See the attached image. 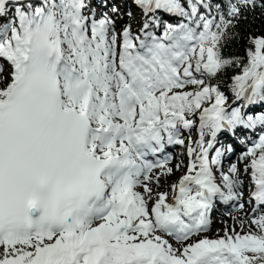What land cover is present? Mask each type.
Instances as JSON below:
<instances>
[{"label": "snow or ice", "instance_id": "1", "mask_svg": "<svg viewBox=\"0 0 264 264\" xmlns=\"http://www.w3.org/2000/svg\"><path fill=\"white\" fill-rule=\"evenodd\" d=\"M257 11L264 0H0V264H264V32L224 51ZM193 127L185 173L159 191L174 168L149 156ZM257 130L224 171L220 135ZM249 170L239 229L203 235L217 201L244 210Z\"/></svg>", "mask_w": 264, "mask_h": 264}, {"label": "bare ground", "instance_id": "2", "mask_svg": "<svg viewBox=\"0 0 264 264\" xmlns=\"http://www.w3.org/2000/svg\"><path fill=\"white\" fill-rule=\"evenodd\" d=\"M139 19V17L137 16V20ZM7 68V67H6ZM5 73H7V71H5ZM198 127V126H197ZM197 127H193L192 129H190V130H192V131H195V135H192V134H190V137H192V139L194 140V138H197L198 139V132H197ZM247 131H245V132H237L236 134H235V136L236 135H238L239 137H242V136H244V135H247V133H246ZM184 135V134H183ZM195 136V137H194ZM235 136H232L231 134H224V135H220V137H219V143L216 145L217 147H221V148H224V147H226L227 145H231V147H232V149L233 150H235V148L237 147V145H238V143L236 142V138H235ZM194 137V138H193ZM228 139L231 141V143H229L228 142ZM233 139V140H232ZM248 140H255V138H253V139H248ZM186 141H188V140H186ZM186 141H185V143H186ZM173 145L174 144H172L171 146L169 145L168 147H166V149L168 150L169 149V151L171 152L170 153V156H169V164H170V166H172L173 168H174V172H173V174L172 175H166V176H162V178H161V184H163V185H165L164 187H160L158 190L159 191H162V190H164V191H170V187H169V185H170V181L172 180V179H174V178H180L184 173H185V171H186V165L188 164L186 161H184V159L183 160H181L180 162H184V163H182V164H180L181 165V167H180V169H175V165H177V162H175V159L177 158V157H175L176 155H179V154H185L184 156H187V153H186V151H184L183 149H181V148H179L178 149V152L177 151H175L176 150V148L178 147V146H176V148L175 147H173ZM180 146H185V145H179V147ZM232 150V151H233ZM237 150V149H236ZM231 151V152H232ZM231 152H226L225 154H224V156L221 158V165H222V168H223V170L225 169V165L227 166V165H229L230 163L232 164V163H234V162H240V159H238V160H235L234 159V157H233V153L230 155V153ZM229 155V156H228ZM188 157V156H187ZM177 160V159H176ZM179 162V163H180ZM226 163H228V164H226ZM223 164H225V165H223ZM184 166V167H183ZM230 166V165H229ZM229 166H227V168L225 169L226 171H227V169H228V167ZM238 166H239V164H238ZM224 170V171H225ZM217 174H219V169L217 170ZM246 176V177H245ZM245 177V178H244ZM178 179H177V181H178ZM243 180H244V184H246L247 182H249V183H247L246 184V186H247V188L245 189L244 188V194L246 195V196H244V201L243 202H245V208H244V210H240L239 209V207H238V203L237 202H228V203H224V202H220V201H217V203H216V205H215V208H214V210L213 211H215L216 212V214H218L217 213V211L219 212V210L217 209V207H220L222 210H223V216L222 217H220V219L218 220V222H217V224L218 223H220L219 221L220 220H223L222 218L225 216V215H227V213H228V215H230V217H227V219H225L226 221H224V222H222V223H220V225H223V227H222V229L225 227V224L227 223V225L228 226H231V225H236V227H237V229H239V224L237 223L238 221H236V219H237V216H239L240 217V219H241V214L242 213H245V211L248 209L247 207L248 206H254V202L253 203H247L246 201L249 199V193H250V191L252 190V187H250V185H251V176H250V174H244L243 175ZM233 206H234V212L233 213H229V212H232L231 210H233L232 208H233ZM231 209V210H230ZM232 214V215H231ZM226 217V216H225ZM211 218V217H210ZM233 218H235V220L233 219ZM215 223V218H211V225H213ZM219 225V226H220ZM217 229V228H216ZM216 229H215V231H216ZM222 229L218 232V231H214V232H210V233H203V235H209L210 237H212V238H215L216 237V235L217 234H219V235H223L224 233H223V231H222Z\"/></svg>", "mask_w": 264, "mask_h": 264}, {"label": "rangeland", "instance_id": "3", "mask_svg": "<svg viewBox=\"0 0 264 264\" xmlns=\"http://www.w3.org/2000/svg\"><path fill=\"white\" fill-rule=\"evenodd\" d=\"M131 23L133 24V29L135 30L139 25L137 24V22L136 21H131ZM249 45H250V47H252V45L249 43ZM7 70V69H6ZM5 70V71H6ZM6 74V73H5ZM0 86H2V85H0ZM224 87L225 88H227V86H225L224 85ZM228 95L231 97V93L229 92L228 93ZM247 133V135H244V136H242V137H239L238 135H236L235 136V138H236V142L238 143V145H237V147L235 148V150H233L231 153H230V155L233 153L234 155H233V157H234V159L235 160H238V159H240V156H241V154L243 153V152H245L246 151V149L249 147V146H251V143L253 142V141H255L256 139H257V137H258V134H259V132H258V130L256 131V132H252V131H247L246 132ZM183 138L185 139V141L186 140H188V138H189V136H190V134H192V135H195V131H192V130H189V129H185V130H183ZM195 137V136H194ZM193 137V138H194ZM192 138V137H191ZM253 138H255V140H248V139H253ZM195 139H197V138H194V140ZM233 140V139H232ZM228 142L229 143H231V141L228 139ZM187 143H188V141H186V143H185V146H180L179 147V144H174L173 145V147H175L176 148V146H178L177 148H176V150L175 151H177L178 152V149L179 148H181V149H183L184 151H186V153H187V150H186V145H187ZM237 149V150H236ZM180 150V149H179ZM213 155L215 154L214 152L212 153ZM185 155V154H184ZM183 154L181 155V154H179V155H176L175 157H177L176 159H175V162H177V164H182V163H184V162H180L181 160H183L184 159V161H186L187 163L189 162V157H187V156H184ZM229 156V155H228ZM180 162V163H179ZM234 163H237V164H239V167H241L242 168V163L241 162H234ZM226 164H228V163H226ZM223 165H225V164H223ZM229 165H231V163L229 164ZM229 165H227V166H229ZM168 166L169 167H172V166H170V164L168 163ZM227 166L225 165V169L227 168ZM184 167V166H183ZM224 169V170H225ZM226 171V170H225ZM250 171L251 170H249V173H247V174H250ZM244 175V174H243ZM166 176V175H165ZM246 177V176H245ZM244 177V178H245ZM242 178H243V176H242ZM178 179V178H177ZM177 179L176 178H174V179H172L171 181H170V184H172V183H175L176 181H177ZM247 183H249V182H247ZM246 183V184H247ZM246 184H244V188L246 189L247 188V186H246ZM248 185V184H247ZM161 186L162 187H164L165 185H163V184H161ZM162 191H164V190H162ZM244 196H246L245 194H244ZM248 209L245 211V213L246 212H248V213H250L251 212V209H252V206L250 207V206H248L247 207ZM217 209L219 210V212L217 211V213L218 214H216V212L215 211H212L211 213H210V217L212 218H215V223L213 224V225H210V228H209V230L206 232L207 234L208 233H210V232H214L215 231V229H216V231H220L221 229H222V227H223V225H220V223H222V222H224V221H226L225 219H227V217H230V215H228V213H227V215H225L222 219L223 220H220L219 222L220 223H218L217 224V222H218V220L220 219V217H222L223 216V210L220 208V207H217ZM233 210H231L232 212H229V213H233L234 212V206H233V208H232ZM262 210H264V209H262ZM245 213H242L241 214V219H246V217H245ZM232 215V214H231ZM225 218V219H224ZM238 220H240V217L239 216H237V219H236V221H238ZM220 225V226H219ZM215 231V232H216ZM205 233V234H206ZM208 237H210L209 235H208ZM210 238H212V237H210ZM0 251H2V249H0Z\"/></svg>", "mask_w": 264, "mask_h": 264}, {"label": "trees", "instance_id": "4", "mask_svg": "<svg viewBox=\"0 0 264 264\" xmlns=\"http://www.w3.org/2000/svg\"><path fill=\"white\" fill-rule=\"evenodd\" d=\"M241 37L234 41L229 47H227L224 51L225 54L232 55H240L243 56L246 47H250L249 43L244 39L248 35L249 32H264V16L259 14V11L253 16V14L248 15V19L243 21L240 25ZM239 69L229 70V76L233 74V72H238ZM221 82L223 86H227V83L230 81H224L221 78Z\"/></svg>", "mask_w": 264, "mask_h": 264}]
</instances>
